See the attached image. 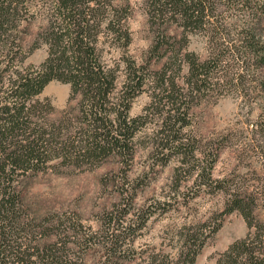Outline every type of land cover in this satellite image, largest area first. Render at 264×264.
Returning a JSON list of instances; mask_svg holds the SVG:
<instances>
[{
    "label": "trees",
    "instance_id": "obj_1",
    "mask_svg": "<svg viewBox=\"0 0 264 264\" xmlns=\"http://www.w3.org/2000/svg\"><path fill=\"white\" fill-rule=\"evenodd\" d=\"M27 1L0 0V264H86L84 254L92 245L105 250L104 264H125L121 260L127 256L125 233L144 227L148 216L139 221L115 215L105 235L71 220L37 219L24 204L22 177L78 165L81 160L97 162L113 154L133 158L135 138L146 115L132 116L131 109L147 79L153 86L147 109L160 113L156 149L161 148L166 161L171 153H178L187 163L186 156L195 149L188 148L180 131L190 123L194 103L210 91L247 89L249 70L264 62V44L244 30L230 34L228 25L217 17L219 0H149V19L157 32L153 53L165 61L147 78L143 67L129 63L130 71L119 86V67L105 62L99 45L103 38L123 48L131 44L128 2L54 0L56 6L39 32L48 56L40 65L23 68L27 54H22L15 32L22 20L19 5ZM241 2L247 9L255 8L251 0ZM257 10L264 12L262 6ZM174 25L177 28L171 31ZM196 33L208 37L206 58L184 51ZM53 80L71 85L72 96L79 97L77 115L66 111L60 118H50L55 106L39 95ZM201 176L208 184L207 173ZM229 181L214 185L230 195L222 214L240 211L249 231L217 262L264 264V220L255 208L257 191L238 184L226 188ZM216 222L207 219L186 227L173 260L150 256L135 264H195L207 240L220 228L221 222ZM98 235L104 239L97 241Z\"/></svg>",
    "mask_w": 264,
    "mask_h": 264
},
{
    "label": "rangeland",
    "instance_id": "obj_2",
    "mask_svg": "<svg viewBox=\"0 0 264 264\" xmlns=\"http://www.w3.org/2000/svg\"><path fill=\"white\" fill-rule=\"evenodd\" d=\"M116 1L130 5L127 27L132 35L131 44L123 48L103 38L99 47L105 62L119 67L121 86L130 71L129 63L143 67L147 78L161 67L165 58L159 60L153 53L157 32L149 19V0ZM241 1L219 0L217 17L228 25L230 34L244 30L264 44V12L257 10V6L264 8V0H251L254 9L243 7ZM55 6L54 0H29L19 5L22 20L15 34L22 54H27L23 68L40 65L48 56V46L39 32ZM175 28L176 25L172 26L171 31ZM209 44L207 35L192 34L184 51H194L206 58ZM248 74L247 89L233 87L223 94L210 91L194 103L190 123L180 131L188 148L195 149L185 158L188 164L178 153H171L166 161L161 148L156 149L160 113L153 107L147 109L153 95V86L147 79L131 109L132 116L146 115L145 125L135 138L134 157L113 154L97 162L81 160L78 165L23 176L19 185L29 213L37 219L75 221L99 235H105L109 219L115 215L122 220L139 221L148 216L144 227L125 233L127 256L121 259L125 264L143 262L150 256L173 260L186 227L212 219L221 222V226L198 253L195 264H218L220 255L244 238L249 228L240 211L222 214L230 195L215 184L230 179L226 188L238 184L255 189L256 212L264 220V62ZM39 98H49L54 104L51 119L60 118L66 111L78 113L79 97L72 96L69 83L53 80ZM165 153L170 152L166 149ZM199 171L210 177L208 184ZM99 235L97 241H102L104 238ZM84 257L86 264H104L106 253L101 246L92 245Z\"/></svg>",
    "mask_w": 264,
    "mask_h": 264
}]
</instances>
